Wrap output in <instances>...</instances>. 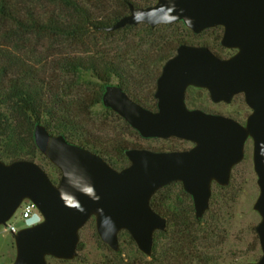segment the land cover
Returning a JSON list of instances; mask_svg holds the SVG:
<instances>
[{
  "label": "water",
  "instance_id": "obj_1",
  "mask_svg": "<svg viewBox=\"0 0 264 264\" xmlns=\"http://www.w3.org/2000/svg\"><path fill=\"white\" fill-rule=\"evenodd\" d=\"M182 21L195 34L220 26V44L236 51L219 57L207 46L181 43L162 65L156 79V109H149L117 84L105 87L102 103L143 138L176 137L192 143L181 150L129 147V163L117 169L99 154L51 133L36 123L37 149L59 170L54 183L35 161L0 159V225H6L24 199L38 208L42 220L13 233L12 264H49L48 257L72 260L78 255L79 231L94 216L99 238L119 250L125 230L138 249L151 256L154 234L167 228V218L151 205L162 187L180 182L200 219L209 208L212 182L225 186L232 168L252 139L253 169L259 195L253 205L260 257L239 264H264V0H155L148 6L128 4V13L108 31L145 23L151 28ZM189 86L203 88L211 101H232L242 93L251 112L245 124L230 116L189 108Z\"/></svg>",
  "mask_w": 264,
  "mask_h": 264
},
{
  "label": "rangeland",
  "instance_id": "obj_2",
  "mask_svg": "<svg viewBox=\"0 0 264 264\" xmlns=\"http://www.w3.org/2000/svg\"><path fill=\"white\" fill-rule=\"evenodd\" d=\"M26 7L34 9L49 17L55 14L68 13L64 6L50 0H18ZM155 0H135L136 4ZM107 11L117 10L115 0H107ZM122 12V11H121ZM134 28L124 27L112 32L89 31L83 42L66 39L62 36H47L36 33H26L17 29L11 23L0 20V42L13 51L14 55L24 54L26 60L36 67L54 66L50 61L62 58L65 55H77L89 50L94 54L116 60L119 66L131 72L136 80L140 79L139 86L131 87V91L142 100L144 106L154 110L156 87L155 78L161 71L164 61L175 53L181 43L207 46L219 57H228L235 49L223 47L220 44L222 28L210 27L199 34L192 32L182 21L171 24H160L148 29L141 23ZM100 56V55H99ZM119 60V61H118ZM121 60V61H120ZM143 69H146L144 71ZM57 84L64 88L66 98L80 102L78 120L82 128L76 134L91 141L103 143L111 161L122 160L128 162L118 153L119 146L150 148L155 150H181L192 146V143L176 137L143 138L122 117L105 107L100 101H95L99 94V82L89 73L80 77L73 73L53 67L50 70ZM141 77V78H140ZM137 82V81H136ZM109 84H119L118 79L111 75ZM188 107L200 108L230 116L240 123H244L250 108L241 93L236 94L229 103H215L209 98L208 92L199 87L189 86L185 93ZM95 101V102H94ZM0 106L2 111L10 117L11 103L8 96L0 89ZM55 134V133H54ZM69 141L76 143L74 139ZM253 144L248 138L244 146V157L231 171L230 181L222 186L212 182L209 208L201 217L198 224H194L190 239L191 253L187 259L175 257L174 252L168 249L169 234H154L153 257L142 253L130 235L122 230L118 234L119 250L113 251L100 238L96 231L95 218L90 217L79 231L78 255L72 260H60L48 257L49 264H239L257 260L261 249L255 226L260 221L259 213L253 205L259 195L257 175L253 169ZM38 163L57 183L60 170L38 149H34L33 156L27 157ZM2 160V159H1ZM114 160V161H113ZM3 161H6L3 159ZM7 162V161H6ZM112 165V163H111ZM118 168V165H112ZM170 185V184H169ZM157 192V191H156ZM161 215L167 218V227L170 225L172 211H186L192 214V198L183 189L181 184L173 182L159 191L155 200ZM17 209L6 224H13L17 229L24 226ZM194 214V213H193ZM190 218L191 215L189 216ZM0 225V264H12L15 258L13 233L4 230Z\"/></svg>",
  "mask_w": 264,
  "mask_h": 264
},
{
  "label": "trees",
  "instance_id": "obj_3",
  "mask_svg": "<svg viewBox=\"0 0 264 264\" xmlns=\"http://www.w3.org/2000/svg\"><path fill=\"white\" fill-rule=\"evenodd\" d=\"M50 1L64 6L69 12L47 17L43 13L26 7L18 0H0V20L11 23L22 32L62 36L66 39H79L83 42L89 31H104L107 33L114 31H108L105 28L128 13L129 3L135 6H148L155 2L146 1L141 5L136 4L135 0H115L118 9L108 12L107 0ZM141 24L151 29L149 25ZM134 27V25H126L124 28ZM99 55L84 50L83 53L77 55H65L62 58L54 59L50 61L54 66L40 69L26 60L23 53L14 55L9 47L7 48L6 45L0 42V89L5 92L11 103L10 117L2 111L0 106V159L9 162L33 156L34 149H37L33 139V129L34 125L40 122L51 133L63 134L68 141L69 138L74 139L76 144L99 154L110 164L118 165L117 169L129 163L128 161L123 164L121 159L112 162L107 149L102 146L103 143L94 142L95 140L91 141L83 136L76 137L79 130L83 129L78 120V115L81 109L80 102L83 104L84 101L79 100L80 98H76L74 101L67 99L65 89L61 90L56 78L50 73L51 68L57 67L73 73L77 77H80L83 73L91 74L99 82V94L95 101L101 100L105 87L110 85V76L113 75L118 79L119 84L117 85L121 86L129 97L144 106L142 100L131 91V87L139 86L140 79L136 80L131 72L120 67L116 61L117 59L113 60L103 56V54ZM143 70L146 71V69ZM159 74L160 72L156 75L155 83ZM154 106L156 109L155 104ZM125 149L127 147L124 145L117 148L123 159L127 158L124 153ZM170 185L157 190L150 200L151 207L160 214L159 207L155 203L156 195ZM191 212L192 218L189 217L190 215L186 211L180 212L174 209L169 216L170 225L166 230L155 232V236L169 234V245L163 258L166 259L167 252H174L176 259H187L191 253V246L189 248L188 246L196 239H190L192 229L194 224H198L202 220V218H195L194 208ZM77 248H80L79 245Z\"/></svg>",
  "mask_w": 264,
  "mask_h": 264
},
{
  "label": "built area",
  "instance_id": "obj_4",
  "mask_svg": "<svg viewBox=\"0 0 264 264\" xmlns=\"http://www.w3.org/2000/svg\"><path fill=\"white\" fill-rule=\"evenodd\" d=\"M18 209L20 210V218L23 220L24 226L32 225L42 220V216L38 208L30 199H24ZM3 229L8 230L11 233H14L18 230L13 224L10 223L6 224Z\"/></svg>",
  "mask_w": 264,
  "mask_h": 264
},
{
  "label": "flooded vegetation",
  "instance_id": "obj_5",
  "mask_svg": "<svg viewBox=\"0 0 264 264\" xmlns=\"http://www.w3.org/2000/svg\"><path fill=\"white\" fill-rule=\"evenodd\" d=\"M236 51V50H235ZM156 88V87H155ZM242 94V93H241ZM154 95V94H153ZM243 95V94H242ZM235 96V95H234ZM244 97V96H243ZM155 98V97H154ZM185 99H186V96H185ZM155 100H156V98H155ZM157 102V101H156ZM155 102V105L157 106V103ZM186 102V101H185ZM226 103V102H225ZM189 108H196V107H189ZM155 110V109H154ZM251 110V109H250ZM206 112H210V113H216V112H212V111H206ZM251 112V111H250ZM219 114H221V113H219ZM249 115V114H248ZM247 115V116H248ZM247 116H246V119H247ZM246 119H245V122H246ZM236 120V119H235ZM239 122V121H238ZM245 122L244 123H242V124H245ZM245 146V145H244Z\"/></svg>",
  "mask_w": 264,
  "mask_h": 264
}]
</instances>
